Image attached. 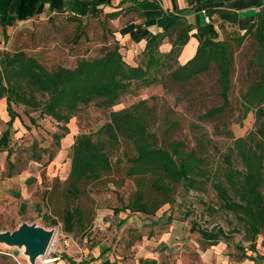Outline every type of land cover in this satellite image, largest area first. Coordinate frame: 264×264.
I'll return each mask as SVG.
<instances>
[{"label":"trees","instance_id":"1","mask_svg":"<svg viewBox=\"0 0 264 264\" xmlns=\"http://www.w3.org/2000/svg\"><path fill=\"white\" fill-rule=\"evenodd\" d=\"M2 27L5 33L6 25ZM191 30L175 18L147 40L135 66L124 61L114 39L104 44L100 55L78 60L73 68L48 70L24 52L0 53V99H6L9 116L0 137V152L8 148L19 118L14 107L23 106L27 115L40 111V117L56 121L62 133L55 139L60 143L68 133L69 121L86 106L111 109L138 89L161 85L165 92L177 93V103L201 106L198 122L189 126L194 147L189 148L184 139H171L181 129L180 123L168 115L158 117L154 107H146L145 100L110 111L109 121L98 132L74 138L66 196H87L85 185L100 183L113 174L124 176L134 181L136 190L123 210L149 217L173 201L177 185L200 190L208 182L221 208L235 215L250 240L264 233V10L242 35L225 32L220 41L206 36L198 42L194 56L180 64ZM79 39L77 36L76 41ZM165 41L170 44L167 52L160 50ZM207 101L212 104L204 106ZM249 113L255 120L254 130L235 139L218 166L210 169L213 140L199 121L210 122L214 135L231 138L229 126L240 124ZM120 149L122 156L114 158ZM54 158L55 154H49L47 163ZM8 168L20 172L14 164ZM63 224L66 231L75 224L82 226L83 214L77 208L66 209ZM198 233L209 246L226 237L221 228ZM251 250L255 251L254 246Z\"/></svg>","mask_w":264,"mask_h":264},{"label":"rangeland","instance_id":"2","mask_svg":"<svg viewBox=\"0 0 264 264\" xmlns=\"http://www.w3.org/2000/svg\"><path fill=\"white\" fill-rule=\"evenodd\" d=\"M92 16L94 17H80V21H73L59 15H43L22 26L6 27L5 33L0 25V53L24 52L27 56L38 59L48 70L59 66L73 68L78 60L100 55L104 44H111L114 39L119 44V51L124 61L132 66L139 64L140 56H135L133 63L129 62L125 51L127 47L120 45L117 35L120 22L108 20L103 13ZM232 31L235 32L231 29L225 32L229 35L233 33ZM77 36L80 38L78 42ZM176 94V92H165L161 85H154L126 95L111 109L90 104L69 121L68 133L66 132L64 138L60 139V143L55 139L56 134L62 133L56 121L50 117H40V111H32L27 115L23 106L14 107L19 118L14 123L9 146L3 151L7 166L14 164L20 171L29 169L37 173L40 183L36 194L47 197L44 200V209L37 216H31L30 219L25 217L21 222L0 218V229H9L12 232L24 223L37 224L46 230L55 229L54 241L57 253L52 252L51 257L60 254L70 258L69 255L75 253L73 255L78 258L80 254L86 253L94 246L92 243L95 240L94 232L97 238L103 237V232L97 225L101 217L104 221H114L115 226L118 225L119 220H122L121 218L135 216L140 222L139 226L144 228V224H149L148 220L156 222L163 215L164 221L161 222L163 226H169L167 223L169 220H176L187 224L190 229L193 228L190 230L192 236L189 240L183 245H176L162 259L163 264H229L231 261L243 258L245 253L251 251V246H254L256 252H264V233L254 239L251 238V241L250 235L246 233L244 226L237 221L235 215L221 208L208 182L203 183L200 190H187L182 185H177L171 195L173 201L161 206L149 217L123 210V207L132 200L136 190L134 181L124 176L113 174L100 183L85 185L87 196L78 198L66 196L64 188L69 177L71 146L74 138L79 134L98 132L109 121L110 111L126 109L145 100L146 107H154L158 117L168 115L169 118L180 123L181 129L172 134L171 139H184L189 148L194 147L189 126L198 122L197 114L202 108L193 107V104L187 101L177 103L174 97ZM5 103V98L0 99V137L7 129L9 121V117L8 121L2 120L3 113L8 114ZM211 104L212 102L207 101L204 106ZM254 121L253 114L249 113L240 124L232 123L229 126L231 138L214 135L210 122L199 121L213 140L210 145V169L218 166L227 147L231 146L235 139L244 137L254 130ZM121 149L119 155H115L114 158L122 156ZM49 154H55V158L48 164ZM76 208L83 214V225L75 224L71 231H66L63 224L64 212L66 209ZM114 211L116 213H113ZM76 221L75 217L74 223ZM161 224L145 226L152 229ZM217 228H221L226 237L220 239L216 246H209L198 232ZM110 229L113 231L114 227L107 228ZM47 257L48 254L38 259L35 264H43V260ZM13 263L17 262L12 261L7 264Z\"/></svg>","mask_w":264,"mask_h":264},{"label":"crops","instance_id":"3","mask_svg":"<svg viewBox=\"0 0 264 264\" xmlns=\"http://www.w3.org/2000/svg\"><path fill=\"white\" fill-rule=\"evenodd\" d=\"M262 10L264 0H0V25L22 26L38 16L58 13L76 17L103 13L107 19L120 22L118 39L120 45L127 47V57L133 63L152 35L180 18L192 28L179 56V63L184 64L194 56L198 42L206 36L220 41L228 29L242 35ZM169 49L167 41L160 47L163 52ZM8 117L4 112L2 120L8 121ZM38 183L37 173L29 169L13 173L7 166L5 154L0 152V218L21 222L25 217L37 216L44 209L45 200L44 196L36 194ZM121 219L114 226V221H104L101 217L97 225L103 237L97 238L94 232V246L85 255L77 258L73 253L67 258L59 254V259L49 264H163L162 259L176 245L185 244L192 236L187 224L169 220V226H163L161 216L157 223L148 220L144 228L139 226L135 216ZM151 224L161 225L152 229L145 226ZM110 227H114L113 231L107 230ZM5 231L10 230L0 229V233ZM12 261L17 262L13 264H30L23 250L0 245V264ZM229 264H264V252L248 251L243 258Z\"/></svg>","mask_w":264,"mask_h":264},{"label":"water","instance_id":"4","mask_svg":"<svg viewBox=\"0 0 264 264\" xmlns=\"http://www.w3.org/2000/svg\"><path fill=\"white\" fill-rule=\"evenodd\" d=\"M56 231L46 230L37 224H22L15 231L0 233V245L23 250L30 264H35L38 259L48 253Z\"/></svg>","mask_w":264,"mask_h":264},{"label":"built area","instance_id":"5","mask_svg":"<svg viewBox=\"0 0 264 264\" xmlns=\"http://www.w3.org/2000/svg\"><path fill=\"white\" fill-rule=\"evenodd\" d=\"M206 22L208 23V18L206 17L205 18ZM53 253H57V251L55 250V241L53 239L52 243L50 244V247H49V250H48V257L46 259L43 260L44 264H49V263H52L53 261H55L56 259H59V254L58 255H55L53 257H49L51 254ZM70 264H79L77 262H74V263H70Z\"/></svg>","mask_w":264,"mask_h":264}]
</instances>
